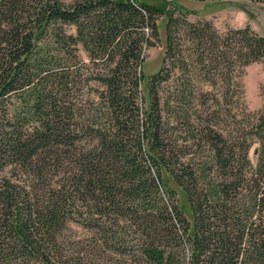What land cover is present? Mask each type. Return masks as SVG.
I'll return each mask as SVG.
<instances>
[{
  "label": "trees",
  "instance_id": "16d2710c",
  "mask_svg": "<svg viewBox=\"0 0 264 264\" xmlns=\"http://www.w3.org/2000/svg\"><path fill=\"white\" fill-rule=\"evenodd\" d=\"M198 13L179 0H0V170L23 180L0 179V264H264V105L243 110L246 131L217 125L236 116L237 72L264 62V34L221 32L189 18ZM163 17L145 97V51ZM79 43L102 66L87 77L102 85L89 109L70 98L80 66L68 47ZM190 145L209 153L197 161ZM71 221L89 234L73 244Z\"/></svg>",
  "mask_w": 264,
  "mask_h": 264
},
{
  "label": "rangeland",
  "instance_id": "374dc122",
  "mask_svg": "<svg viewBox=\"0 0 264 264\" xmlns=\"http://www.w3.org/2000/svg\"><path fill=\"white\" fill-rule=\"evenodd\" d=\"M67 3L72 0H63ZM181 3L185 4L189 8H195L198 10V14H190L189 18L192 21H197L201 18L211 19L215 24L216 28L219 31H225L229 28H239L246 26L249 24L253 29L258 31L259 33L264 34V2H255L252 0H207V1H199V0H179ZM165 22L166 18H160L159 28L161 33V42H159L155 46H150L145 51V61H144V71L146 78L142 82L143 87V95L147 97L148 89H147V77L149 74L155 72L162 61L164 50H165ZM66 30L68 32H75L74 25H67ZM55 47V46H54ZM54 47L52 46L53 52H56ZM75 48V54L77 58L74 60L79 63L80 69L78 70V83L75 88L70 92V98L77 103V105L81 108L89 109L91 104L96 105L99 103V90L102 89V85L96 82L94 79H88L92 74L97 73L101 70L102 66H94L93 62L90 61L88 51L85 47L79 43L76 46L71 45L69 49ZM65 65L72 64L73 59L70 58L68 54H63ZM61 56V54H60ZM89 80V81H88ZM234 81L240 83L243 89V94L240 96V99H235L236 102L233 103V113L236 112L235 117H227L221 116L219 121L217 122L222 129L228 127H234L235 132L237 131V127H241L244 131L248 129V119L244 116L243 110L246 111H257L262 108L264 105V94L262 87L264 86V62H254L248 66H246L244 72L239 74L237 72ZM193 83L198 87H207L209 83L205 78L203 73H200L199 70H196L193 77ZM221 82L218 83L220 85ZM175 85V81H171L169 83H163L160 85L161 95H166L167 89H172L171 87ZM146 101V99H145ZM145 106L148 104V101L144 102ZM224 108V105H221ZM83 109H80L82 111ZM166 131H169L168 134L171 136V141L173 144L177 145V148H181L182 145H189L190 141L182 139V137L188 136V132H181L180 130L173 131L172 128L166 127ZM227 130V129H226ZM260 146L259 142L254 143L251 148L249 159L251 165H256L258 162V154L256 153V148ZM191 154L195 155L197 161L204 158V155H207L208 149L207 146H191L190 148ZM204 154V155H203ZM244 165V163H243ZM242 166V163H240ZM12 178L17 179L23 182L19 173L15 170H12L11 167L4 168L0 170V179L4 178ZM163 177L165 181L170 184L173 188L177 190L180 204L185 211V213L191 217V209L189 205V200L184 190L176 183V181L172 178V176L164 171ZM64 233L66 236H69L68 239L70 243H76L80 239H84V237L89 234L87 231L78 223L71 221L68 222L65 226Z\"/></svg>",
  "mask_w": 264,
  "mask_h": 264
}]
</instances>
